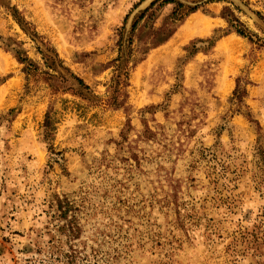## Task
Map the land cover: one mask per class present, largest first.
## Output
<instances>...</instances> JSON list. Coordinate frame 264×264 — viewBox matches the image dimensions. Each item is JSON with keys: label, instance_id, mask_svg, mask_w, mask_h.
Segmentation results:
<instances>
[{"label": "rangeland", "instance_id": "rangeland-1", "mask_svg": "<svg viewBox=\"0 0 264 264\" xmlns=\"http://www.w3.org/2000/svg\"><path fill=\"white\" fill-rule=\"evenodd\" d=\"M175 1L199 9L136 65L135 52L118 84L111 62L122 29L130 57L142 1L0 0V264L47 257L57 196L73 205L92 263L264 264V48L225 35L220 15L231 6L264 37V0H241L248 12L234 0ZM30 33L99 101L66 89ZM14 49L41 67L29 81ZM116 88L126 101L118 109L108 104ZM50 109L56 129L46 138Z\"/></svg>", "mask_w": 264, "mask_h": 264}, {"label": "trees", "instance_id": "trees-1", "mask_svg": "<svg viewBox=\"0 0 264 264\" xmlns=\"http://www.w3.org/2000/svg\"><path fill=\"white\" fill-rule=\"evenodd\" d=\"M143 1V0H140ZM174 4L173 9L170 13L165 15L161 24L156 26V21L161 15V9L165 5ZM199 9L198 6L185 7L184 4L175 1V0H155L142 14L135 20L131 37H130V57L126 60L123 55V29L120 31V39L118 40V46L120 55L118 58L114 59L111 64H117V82L120 83L121 75H127L125 70L126 63L129 62L130 58L138 52L142 54L137 59H134V65L141 62L145 59V55L153 48L158 47L159 45L167 42L177 31V29L184 23L185 19L192 13L196 12ZM238 9V8H237ZM262 20L264 16L257 12ZM221 17L224 18L228 26L226 28V33L230 34L232 32L237 33L238 35L247 38L252 44L257 45L259 48H264V37H261L258 33L254 32L250 27L243 22L240 17L237 15L235 10L231 6H224L221 13ZM14 16L18 19V22L23 27L25 24H28L24 19L18 17L16 12ZM26 32L28 29L24 26L23 28ZM29 32V31H28ZM35 41L39 40V35L37 33H30ZM42 44H38V51L42 54L46 65L49 69L60 74L63 82H68L66 89L72 91L76 95L84 96L88 98L91 102L99 101L98 97L94 95L91 91L89 85L75 73H73L69 67L64 65V61L60 58L57 50L44 42L42 39L39 40ZM135 41H138L137 49H133V44ZM14 44H18L16 41ZM11 42L7 44V47L11 48ZM14 55L19 63L23 64V72L26 74L27 81L30 80L31 76L34 73H38L41 69L38 62L30 58L27 54V51L23 49H14ZM125 60V61H124ZM63 70L69 74L63 73ZM45 77L42 79L51 83L50 80L55 76V74L50 73L49 70L43 73ZM74 81V82H73ZM54 93L61 91V85L56 86L51 85ZM122 91L118 88L114 90V95L109 98L108 104L112 105L118 109L125 106V100L120 99ZM125 94V93H124ZM247 95L246 89H241V86L238 82L237 87L234 91V98L238 103L242 104L244 97ZM155 108V107H152ZM53 109H50L45 117L44 128L46 133V138L53 136L55 127V121L52 116ZM251 121V115H248ZM148 134H152V131L148 128ZM56 207V212L53 217L57 218V223L54 224V235L49 240V245L46 248L47 257H41L39 259L40 264H98L92 263L90 259V254L84 252L85 246L80 247V240L82 234V226L74 220V216L70 215L73 212V205L70 203L67 197L61 198L56 197V203L53 204ZM72 217V218H71ZM35 250V249H33ZM30 249V252L33 251ZM37 252H43V247H38Z\"/></svg>", "mask_w": 264, "mask_h": 264}, {"label": "water", "instance_id": "water-1", "mask_svg": "<svg viewBox=\"0 0 264 264\" xmlns=\"http://www.w3.org/2000/svg\"><path fill=\"white\" fill-rule=\"evenodd\" d=\"M155 0H143L135 9L134 11L131 13L133 20L131 23V29L133 27V21L136 19V17H138L144 10H146ZM237 5L244 11H249L248 7L241 1V0H234ZM127 32V31H126ZM127 35V33H126ZM37 43L42 46L41 42L39 40H37ZM63 73H66L63 70ZM67 74V73H66ZM67 76H69V74H67Z\"/></svg>", "mask_w": 264, "mask_h": 264}, {"label": "bare ground", "instance_id": "bare-ground-1", "mask_svg": "<svg viewBox=\"0 0 264 264\" xmlns=\"http://www.w3.org/2000/svg\"><path fill=\"white\" fill-rule=\"evenodd\" d=\"M196 19V18H195ZM197 20V19H196ZM197 24V23H196ZM232 48L237 49V48H241L239 43H231ZM13 84V83H12ZM11 85V84H10ZM14 85V84H13ZM8 87V86H7ZM12 87V85H11ZM6 90V89H5ZM8 90V89H7Z\"/></svg>", "mask_w": 264, "mask_h": 264}]
</instances>
